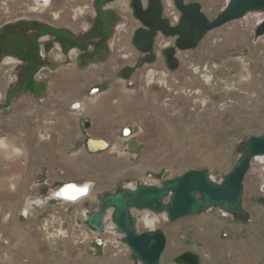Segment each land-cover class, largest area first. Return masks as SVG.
<instances>
[{
  "label": "rangeland",
  "instance_id": "obj_1",
  "mask_svg": "<svg viewBox=\"0 0 264 264\" xmlns=\"http://www.w3.org/2000/svg\"><path fill=\"white\" fill-rule=\"evenodd\" d=\"M226 1L185 0L198 2L210 20ZM142 2L147 5V0ZM18 3L19 0H0V26L31 15L29 11L22 12ZM113 3L122 6H112ZM161 3L164 9V0ZM87 6L89 23L94 15L91 0ZM100 6L97 11H101L103 51L96 61L77 63L80 69L87 66L88 73L103 77L111 74L119 87L106 91L112 79L102 80V84L98 82L91 89L89 86L77 98L126 104L127 108L114 113L120 119V129L129 128V139L138 140L140 147L130 155L127 165L116 158H97L87 152H82V157L64 159L41 156L49 154L50 146L38 139L51 136L37 133L34 126L36 107L40 99L44 101L46 88L25 79L22 84L21 80L16 82L20 64L0 62V264H37L40 256L36 252L41 249H33V259V250L28 248L37 245L39 237L50 246L42 251H48L46 256L54 264H79V260L103 264L104 259L116 255H121L125 263L114 264H134L130 251L109 224L111 215L106 229L99 233L87 225L84 215L96 208L97 199L126 185L160 184L189 170H205L220 181L236 162L237 143L250 135L264 134V36L254 37L250 16L248 21L239 18L210 30L195 48L177 51L174 69L168 67L163 54L172 40L159 33L151 51L154 60L123 77L119 71L122 66H133L144 57L132 42L140 23L133 15L130 0H101ZM176 12L179 16L173 25L180 17L177 9ZM162 15L170 22L164 11ZM234 31L242 36L223 45L222 39ZM160 39H169L170 43L158 47ZM205 42L212 50H203ZM202 53L208 60L200 62ZM183 63L187 72L191 66L197 67L196 75L206 64L212 66V81L203 82L208 85L204 88L181 84L183 78H189L188 73L182 74ZM59 64L58 72L49 68L39 72L37 78L47 81V76L68 70L71 62ZM39 89L43 94L37 97L32 90ZM85 141L82 136L66 153H75ZM123 166H127V172H112L123 170ZM263 168V161L253 160L244 177L242 203L250 213L249 221L236 220L212 208L175 221L157 214L161 218L154 227L138 222L137 230L163 229L166 245L161 264H175L174 258L185 251L198 254L200 264H264V202L258 201L260 197L264 199ZM85 181L91 182L90 194L77 203L46 199L64 183ZM38 198L42 201L34 202ZM144 212L135 215L140 218Z\"/></svg>",
  "mask_w": 264,
  "mask_h": 264
},
{
  "label": "water",
  "instance_id": "obj_2",
  "mask_svg": "<svg viewBox=\"0 0 264 264\" xmlns=\"http://www.w3.org/2000/svg\"><path fill=\"white\" fill-rule=\"evenodd\" d=\"M172 1L180 13L175 25L162 15L161 0H148L146 8L143 7L142 0H130L133 15L140 23L132 37L135 48L145 54L152 49L154 38L159 33L169 37L172 45L164 49L163 53L171 69L177 67L176 52L195 48L210 30L250 12L264 11V0H227L224 7L210 20L201 11L198 2ZM263 34L264 20L256 25L253 35L258 38ZM153 58L154 55L151 54L145 61H152ZM141 63L142 60L137 61L133 67H123L120 75L128 76ZM126 130L127 127L123 129V134ZM87 144L94 150L107 147L106 142L101 139H88ZM139 147L140 142L136 139H129L125 144L130 153L137 152ZM257 156H264V134L250 135L237 143L236 162L220 181L214 180L205 170H189L160 184L141 182L126 185L118 191L99 197L96 208L86 215V223L95 232H101L106 228L105 217L110 212V222L115 232L121 236L120 242L130 251L133 263L161 264L166 235L160 227L138 231L135 212L163 214L168 221H175L217 208L236 220L249 221L250 213L242 203L243 181L252 160ZM72 185L75 183L62 184L46 199L75 201L82 196L78 190L72 196L64 194V190ZM258 201L263 203L264 199L260 197ZM174 262L200 264V258L195 252L185 251L177 255Z\"/></svg>",
  "mask_w": 264,
  "mask_h": 264
},
{
  "label": "crops",
  "instance_id": "obj_3",
  "mask_svg": "<svg viewBox=\"0 0 264 264\" xmlns=\"http://www.w3.org/2000/svg\"><path fill=\"white\" fill-rule=\"evenodd\" d=\"M97 59L98 58L92 61H96ZM70 62L71 64L69 65L68 70L62 69L63 71H59L55 76L46 77V95L44 96V101H42L43 99H40V103H38L36 107L37 123L34 127L36 128L37 133L50 134L51 136L49 138L40 137L38 139L39 142L45 141L50 146L49 154L40 155L64 159L67 157H82L84 156L82 152H87L94 154L97 158H116L121 162L125 161V165H127L126 162L133 153L127 151L125 144L129 140L128 136L131 133L127 136H120L122 133L119 122L120 119L117 114L114 113L116 110L127 108V105L123 103L114 104L112 100L107 99L95 101L90 98L83 99L82 97L80 100L77 98L81 95L83 96L85 89L89 86H91V89L96 86L98 82L102 84V80L110 78L112 79L109 81L110 85L108 88L106 87L105 90L110 91L115 88L117 89V87H119L117 79L112 78L111 74L103 77L96 72L88 73V70L86 69L87 66L85 67V70L80 69L77 63L79 61H77L74 56H72ZM58 70L55 72H58ZM56 94L60 95L57 97ZM74 102L78 106L73 107L72 104ZM43 114H46L44 117L45 119L40 118ZM82 136H85L86 138L85 144L76 148L74 150L75 153H66L67 151L71 152L70 149L76 146V143ZM88 139L104 140L107 147L94 150L91 146H88ZM126 167L127 166H123V170H118V168L117 170L113 169L112 172H127L128 170H126ZM108 172H111V170L108 169ZM51 180L53 179H50V181ZM39 200L40 199L38 198L34 202L39 203ZM59 201L73 204L79 202L66 200ZM24 211L26 213V209ZM25 239V242H28L27 236ZM45 242L44 239L39 237L38 244L29 246L28 250L41 249L36 252V255L40 256L37 264H54V261L46 256L48 255V251L47 253L46 251H42V249H50V246L45 244ZM97 243L100 244L99 240H97ZM34 254L33 250L31 253L33 259L35 256ZM115 262L125 263L121 255H116L115 257H109L108 260H103V264H114ZM81 263L86 264V261L79 260V264ZM64 264L72 263L66 262Z\"/></svg>",
  "mask_w": 264,
  "mask_h": 264
},
{
  "label": "flooded vegetation",
  "instance_id": "obj_4",
  "mask_svg": "<svg viewBox=\"0 0 264 264\" xmlns=\"http://www.w3.org/2000/svg\"><path fill=\"white\" fill-rule=\"evenodd\" d=\"M87 1L19 0L20 10L29 11L31 15L17 17L14 21L0 26V62L20 64V74L15 75L16 82L21 80L22 84V80L29 82L31 79L32 84L46 88L45 81L37 78L42 70L51 68V72H55L59 69L60 62L70 61L72 56L80 62L92 61L101 55V11H97L101 9V0H91L94 15L89 23L86 20ZM143 7L146 8L147 5ZM151 51L152 49L144 54L143 59L138 60H142V63L130 74L146 62L145 58L152 54Z\"/></svg>",
  "mask_w": 264,
  "mask_h": 264
},
{
  "label": "bare ground",
  "instance_id": "obj_5",
  "mask_svg": "<svg viewBox=\"0 0 264 264\" xmlns=\"http://www.w3.org/2000/svg\"><path fill=\"white\" fill-rule=\"evenodd\" d=\"M38 2V1H37ZM164 9H163V11H164V14H166L167 16H169V18H170V23H174V22H176L177 21V19H178V16H179V14L176 12V9L174 8V6H173V4H172V2L170 1V0H164ZM40 4V3H39ZM118 3H113L112 4V6H115V5H117ZM118 5H121V4H118ZM122 6V5H121ZM39 7V6H38ZM41 8H43V6L41 5L40 6ZM33 9H35V8H33ZM32 9V10H33ZM163 11H162V13H163ZM249 16H250V18H252L251 20H253V25L256 27V25L260 22V21H262V20H264V13H260V12H255V14H254V12H250V13H248L247 15H245V16H243L242 18H240L239 20H244V21H248V18H249ZM249 18V19H250ZM250 22V21H249ZM248 22V23H249ZM253 28V27H252ZM242 35L240 34V33H238L237 31H234V32H231V33H229L228 34V37H226V38H224V39H222V44L223 45H225L226 43L228 44H230V43H233V42H235L236 41V39L237 38H239V37H241ZM264 36V34L261 36V37H263ZM168 43H170V40L168 39V40H158V42H157V44H158V47H164V46H166ZM204 48H203V50H208L209 51V49L210 50H212V47H209V43H207V42H205V44H204ZM179 51V50H178ZM212 53V52H211ZM179 56V55H178ZM180 57V56H179ZM203 60H208L207 58H204L203 57V53L201 54V59H200V62L201 61H203ZM4 63H7V64H9V63H11V62H8V61H4ZM13 64V63H12ZM188 68H186L185 66H184V63H183V65H182V67H181V71H182V74H184V73H188L189 74V78H191V80L188 78V80L186 79V78H183V80H182V82H181V84H186V85H188V86H193V85H196V87H205V86H208V85H206V84H204L203 82H205V83H207V82H209V81H212V79H211V74L210 73H213V67L212 66H210V65H208V64H206L205 66H204V68H202L203 69V73L200 71V75L198 74V75H196L199 71H198V68L197 67H194V66H191L189 69H191V70H189L188 72L186 71ZM199 78H202V80H200ZM198 91V90H197ZM217 123V122H216ZM131 133V130L129 129V128H127V130H126V132H125V134L124 135H128V134H130ZM171 133V132H170ZM98 146V145H97ZM253 160H257V161H263V166H264V156H257V157H255ZM252 160V161H253ZM261 174H262V176H264V168H263V170H262V172H261ZM75 183V182H74ZM79 187H78V186ZM83 187V188H82ZM58 189V188H57ZM79 191V194H81L82 196L81 197H79V198H77L75 201H71V202H76V201H78V200H80L81 198H83V197H85V196H88L89 194H90V191H91V184H90V182H83V183H75V185H72L71 187H67L65 190H64V194L65 195H68V196H72L76 191ZM85 194V195H84ZM66 200V199H65ZM41 201V199L39 200V202ZM66 201H68V200H66ZM25 212V211H24ZM110 212H108L107 214H106V217H105V219L107 220V218L109 217V214ZM149 212H144L143 214H141V217L138 219V222L139 223H142L145 227H154L155 226V224L160 220V218L161 217H164L165 215H163V214H159V215H161V217L159 218V217H157V214L155 215V214H153V216H149V214H148ZM85 214V213H84ZM151 215H152V213H151ZM223 215H225V216H229V215H227V214H224L223 213ZM86 217V216H85ZM113 231V230H112ZM95 232V231H94ZM97 233V232H96ZM99 233V232H98ZM111 233H113V232H111ZM115 234V233H114ZM117 234V233H116ZM119 237V236H118ZM118 242V241H117Z\"/></svg>",
  "mask_w": 264,
  "mask_h": 264
},
{
  "label": "trees",
  "instance_id": "obj_6",
  "mask_svg": "<svg viewBox=\"0 0 264 264\" xmlns=\"http://www.w3.org/2000/svg\"><path fill=\"white\" fill-rule=\"evenodd\" d=\"M30 80H31V79H29V83L32 84ZM32 92H33L37 97H38V96H42V94H43V89H39V90H35V91L32 90Z\"/></svg>",
  "mask_w": 264,
  "mask_h": 264
},
{
  "label": "built area",
  "instance_id": "obj_7",
  "mask_svg": "<svg viewBox=\"0 0 264 264\" xmlns=\"http://www.w3.org/2000/svg\"><path fill=\"white\" fill-rule=\"evenodd\" d=\"M105 224H106V227H107V223H106V221H105ZM109 224L111 225V227L114 229V232H115V228H114V226L111 224V222H110V218H109ZM116 233V232H115Z\"/></svg>",
  "mask_w": 264,
  "mask_h": 264
}]
</instances>
